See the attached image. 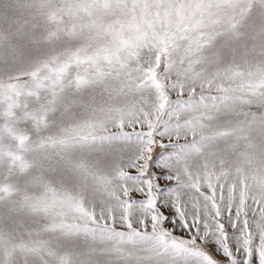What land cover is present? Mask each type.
<instances>
[{"label": "snow or ice", "instance_id": "1", "mask_svg": "<svg viewBox=\"0 0 264 264\" xmlns=\"http://www.w3.org/2000/svg\"><path fill=\"white\" fill-rule=\"evenodd\" d=\"M0 264H264V0H0Z\"/></svg>", "mask_w": 264, "mask_h": 264}]
</instances>
